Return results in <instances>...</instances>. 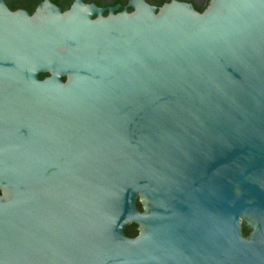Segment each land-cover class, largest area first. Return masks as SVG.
<instances>
[{
	"label": "water",
	"instance_id": "95a60500",
	"mask_svg": "<svg viewBox=\"0 0 264 264\" xmlns=\"http://www.w3.org/2000/svg\"><path fill=\"white\" fill-rule=\"evenodd\" d=\"M0 264H264V0H0Z\"/></svg>",
	"mask_w": 264,
	"mask_h": 264
},
{
	"label": "flooded vegetation",
	"instance_id": "af4514ba",
	"mask_svg": "<svg viewBox=\"0 0 264 264\" xmlns=\"http://www.w3.org/2000/svg\"><path fill=\"white\" fill-rule=\"evenodd\" d=\"M7 7L11 11L24 10L29 14H32L35 9L40 5L44 0H3ZM56 6H58L61 11H67L71 5L76 0H47ZM130 0H81L85 5L94 4L98 8L104 7H113V6H122L128 5ZM172 1H177L181 3H199L204 0H144V2L150 6L162 7L165 4H168ZM140 207V205H138ZM124 233L128 237H135L137 235V229L135 224L128 225Z\"/></svg>",
	"mask_w": 264,
	"mask_h": 264
},
{
	"label": "trees",
	"instance_id": "16d2710c",
	"mask_svg": "<svg viewBox=\"0 0 264 264\" xmlns=\"http://www.w3.org/2000/svg\"><path fill=\"white\" fill-rule=\"evenodd\" d=\"M139 207V206H138ZM139 209H140V207H139Z\"/></svg>",
	"mask_w": 264,
	"mask_h": 264
}]
</instances>
